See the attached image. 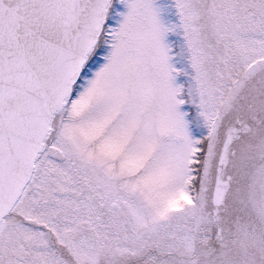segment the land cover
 Listing matches in <instances>:
<instances>
[{
    "label": "snow or ice",
    "instance_id": "snow-or-ice-1",
    "mask_svg": "<svg viewBox=\"0 0 264 264\" xmlns=\"http://www.w3.org/2000/svg\"><path fill=\"white\" fill-rule=\"evenodd\" d=\"M0 264H264V0H0Z\"/></svg>",
    "mask_w": 264,
    "mask_h": 264
}]
</instances>
